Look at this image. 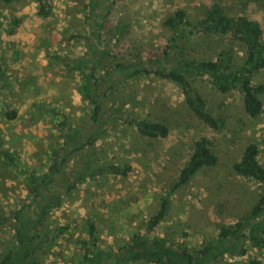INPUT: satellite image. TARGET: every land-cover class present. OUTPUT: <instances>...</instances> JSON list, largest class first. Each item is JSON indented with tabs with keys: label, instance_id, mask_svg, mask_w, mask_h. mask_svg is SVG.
Segmentation results:
<instances>
[{
	"label": "rangeland",
	"instance_id": "obj_1",
	"mask_svg": "<svg viewBox=\"0 0 264 264\" xmlns=\"http://www.w3.org/2000/svg\"><path fill=\"white\" fill-rule=\"evenodd\" d=\"M213 2L229 15L257 20L264 39V0H50L46 17L37 14L36 1H0V143L17 155L13 165L0 158V218H7L0 223L1 256L13 241V211L31 201L26 175L47 170L52 150L61 142L62 120L75 125L81 117L86 124L94 123L103 131L94 144L101 163L131 168L126 176L108 173L87 178L50 212L38 232L43 236L47 231L50 237L37 251L43 264H71L80 258L89 217L97 230L96 245L103 249L116 250L133 232L143 231L200 136L211 141L218 162L201 168L172 195L164 220L152 233L165 237L168 244L173 241L194 250L214 240L220 226L250 210L261 185L237 175L232 166L250 142L258 145V160L264 166V93L262 112L251 117L239 91L220 93L207 76H191L206 106L223 121L214 130L189 109L172 80L153 73H128L132 65L168 68L182 56L214 59L222 49L231 50L234 64H241L245 46L228 35L192 30L174 43L177 31L163 24L177 8L184 9L186 19L194 24ZM12 18L19 19L13 29ZM116 26L125 27V32H118ZM84 61L95 66L93 73L106 93L96 117L106 118L104 123L92 119V106L80 92L81 75L74 67L85 68ZM253 81L264 82V68ZM7 107L17 112L15 119L3 117ZM111 108L120 111L110 116ZM126 118L163 122L169 133L156 138L141 135ZM75 160L67 161L66 171ZM65 226L62 234L55 235V228ZM244 245V255L224 254L221 262L248 264L257 259L264 264V248L249 241Z\"/></svg>",
	"mask_w": 264,
	"mask_h": 264
},
{
	"label": "trees",
	"instance_id": "obj_2",
	"mask_svg": "<svg viewBox=\"0 0 264 264\" xmlns=\"http://www.w3.org/2000/svg\"><path fill=\"white\" fill-rule=\"evenodd\" d=\"M0 1L9 4L17 0ZM31 1L37 2L39 16H48L50 0ZM10 24L11 29L16 28L19 19H10ZM163 24L170 30L177 31V35L172 37L174 43L192 30L228 35L232 41H238L245 46L244 61L235 65L231 50L222 49L214 59H188L182 56L168 68L151 69L144 66L133 68L132 65L131 71L128 72L131 76L143 72L172 80L180 87L189 109L214 130H219L223 121L206 106L205 99L191 84V76H207L211 85L220 93L239 91L243 96L244 110L249 116L256 117L262 112L261 94L264 93V82L253 81L254 75L264 68L263 32L257 20L249 19L245 15H229L222 5L213 2L208 5L203 18L194 24L186 19L185 10L182 8L175 9ZM124 28L116 26L118 32H125ZM88 64H85L88 71L84 67L74 68H78L81 75L80 92L92 106V119L100 124V120L98 121L96 117L100 115L106 93L101 89V83L93 73L95 66L89 67ZM119 111L120 108H111L108 113L111 116L112 113ZM2 115L8 120H13L17 112L7 107L3 109ZM106 121L107 119L104 118L100 122ZM125 121L144 136L166 137L169 133V127L163 122L144 118H126ZM74 123L75 125H72L66 120L58 123L61 142L52 150V159L47 170L43 172L33 170L26 175L31 201L13 211L11 218L13 241L7 251L0 255V264H43L38 258L37 251L50 237L47 231L43 236L38 232L39 228L47 223L50 212L69 199L75 188L87 178L108 173L126 176L130 170L128 164L121 166L101 163V157L97 156L94 144L102 136L103 131L94 123L86 124L81 117ZM258 154V145L255 142L248 143L232 168L237 175L257 181L261 185V193L247 213L233 223L220 226L214 240L203 243L197 249L189 250L173 241L168 244L165 237L152 233L153 229L164 220L172 195L187 184L201 168L213 167L218 162L211 141L205 136H200L194 141L192 153L179 170L175 181L159 198L156 212L146 219L143 231L133 232L117 246L116 250L103 249L96 245L97 230L93 218L89 217L86 230L88 237L81 239L84 251L80 258L71 264H234L230 261L221 262V256L244 255L246 241H249L253 247L264 248V166L260 164ZM16 156L15 152L4 148L0 143V158L7 165L15 164ZM72 159H76L74 167L66 171V163ZM32 206L35 209L29 210ZM4 220L7 218L1 217L0 223ZM67 228V226L55 228V235L62 234ZM248 264H261V262L251 259Z\"/></svg>",
	"mask_w": 264,
	"mask_h": 264
}]
</instances>
